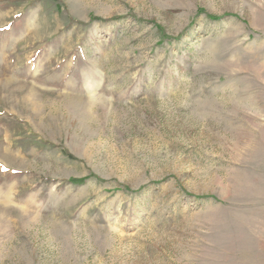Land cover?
Masks as SVG:
<instances>
[{
  "label": "rangeland",
  "instance_id": "obj_1",
  "mask_svg": "<svg viewBox=\"0 0 264 264\" xmlns=\"http://www.w3.org/2000/svg\"><path fill=\"white\" fill-rule=\"evenodd\" d=\"M0 264H264V0H0Z\"/></svg>",
  "mask_w": 264,
  "mask_h": 264
},
{
  "label": "trees",
  "instance_id": "obj_2",
  "mask_svg": "<svg viewBox=\"0 0 264 264\" xmlns=\"http://www.w3.org/2000/svg\"><path fill=\"white\" fill-rule=\"evenodd\" d=\"M73 181H79V180H77V179H74Z\"/></svg>",
  "mask_w": 264,
  "mask_h": 264
}]
</instances>
